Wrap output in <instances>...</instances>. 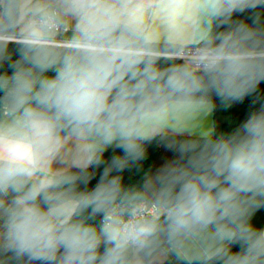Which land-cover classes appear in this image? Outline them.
<instances>
[{
	"label": "clouds",
	"instance_id": "9594fccd",
	"mask_svg": "<svg viewBox=\"0 0 264 264\" xmlns=\"http://www.w3.org/2000/svg\"><path fill=\"white\" fill-rule=\"evenodd\" d=\"M262 83L264 0H0V264H264Z\"/></svg>",
	"mask_w": 264,
	"mask_h": 264
},
{
	"label": "trees",
	"instance_id": "16d2710c",
	"mask_svg": "<svg viewBox=\"0 0 264 264\" xmlns=\"http://www.w3.org/2000/svg\"><path fill=\"white\" fill-rule=\"evenodd\" d=\"M260 93L264 96V83L260 86ZM251 104V98L246 99L242 104H233L230 108L227 109H219L215 114L213 119L217 122L218 128H221L223 131H230L233 127L236 126L243 118L247 115L248 106ZM257 107L259 105H256ZM225 116L226 122L222 125L219 124L220 116ZM217 128V130H218ZM111 151V150H110ZM149 158L143 162V169L151 168L152 171L160 166L163 162H165L168 158L171 157V153L165 151L162 147L156 148L154 145L149 147ZM109 153H106V156ZM141 173H138L136 169H132L131 171H126L123 173L124 183L126 185H131L137 183L140 179ZM95 184V180L92 181V185ZM254 223L260 227L264 226V209H261L257 212L254 217Z\"/></svg>",
	"mask_w": 264,
	"mask_h": 264
},
{
	"label": "rangeland",
	"instance_id": "374dc122",
	"mask_svg": "<svg viewBox=\"0 0 264 264\" xmlns=\"http://www.w3.org/2000/svg\"><path fill=\"white\" fill-rule=\"evenodd\" d=\"M226 119L225 116L221 115L220 118H219V124L222 125L226 122Z\"/></svg>",
	"mask_w": 264,
	"mask_h": 264
},
{
	"label": "crops",
	"instance_id": "0c3cea01",
	"mask_svg": "<svg viewBox=\"0 0 264 264\" xmlns=\"http://www.w3.org/2000/svg\"><path fill=\"white\" fill-rule=\"evenodd\" d=\"M218 131H221V128H218ZM137 182H139V181H137Z\"/></svg>",
	"mask_w": 264,
	"mask_h": 264
}]
</instances>
